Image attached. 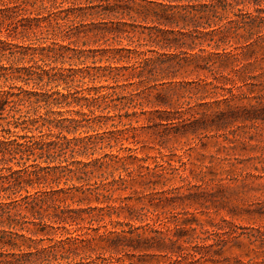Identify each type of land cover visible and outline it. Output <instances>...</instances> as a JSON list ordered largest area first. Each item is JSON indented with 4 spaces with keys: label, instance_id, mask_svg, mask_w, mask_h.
I'll return each mask as SVG.
<instances>
[{
    "label": "rangeland",
    "instance_id": "rangeland-1",
    "mask_svg": "<svg viewBox=\"0 0 264 264\" xmlns=\"http://www.w3.org/2000/svg\"><path fill=\"white\" fill-rule=\"evenodd\" d=\"M115 1L0 0V39L13 44L0 54V64L40 66L57 74L43 91L78 92L69 95L70 106L39 109L81 121H65L71 132L62 133L80 149L62 159L76 174L66 169L52 184L68 193L54 194L40 209L42 219H33L54 228L20 231L36 240L26 244L79 236L85 241L79 240L71 262L120 257L128 263L139 252L103 249L99 234L150 236L157 229L173 237L183 229L180 248L168 247L178 253L150 251L151 264H264V37L243 30V37L230 33L226 46L164 47L165 37L176 34L143 19L137 8L145 1H120L134 6L130 15L108 12L106 5ZM241 8L256 14L246 0ZM207 52L230 54H213L217 62L206 71L197 66ZM144 58L152 65L142 72ZM82 96L89 100L78 102ZM51 131L60 132L42 129L45 136ZM62 210L76 221H52Z\"/></svg>",
    "mask_w": 264,
    "mask_h": 264
},
{
    "label": "trees",
    "instance_id": "trees-1",
    "mask_svg": "<svg viewBox=\"0 0 264 264\" xmlns=\"http://www.w3.org/2000/svg\"><path fill=\"white\" fill-rule=\"evenodd\" d=\"M120 1L122 0L108 3L106 10L117 14L125 11L129 14L135 10L134 6L122 5L123 3ZM143 1L146 5L137 8L143 19L152 22L154 27L164 34H176L173 38L165 37L164 47L189 45L191 49H194L196 45L203 46L204 43L211 47L226 46L230 42L231 34L243 37V30H247L250 36L257 34L259 38L264 37V9L261 7L264 0H246L255 5L256 14L243 13L241 5L244 0ZM121 9L122 12H120ZM230 14L232 15L230 16ZM178 34L181 37H178ZM186 37L191 40L188 44L185 40ZM11 46H13L12 43L0 39V54H4ZM200 52L206 51L200 48ZM207 53L209 56L202 58L204 64L197 66L201 70L212 71V67L217 62V60L212 62L213 54L219 56L230 54L228 52ZM201 56L200 53H189L188 57L195 59ZM151 60L152 58L143 59L141 64H145V68L142 72L146 70V67L152 65ZM107 68L113 70L116 67L109 66ZM59 73L60 79H63L62 72ZM56 75H50L40 66L36 68L34 66L13 67L0 64V248H2L0 264H55L54 262L61 261H67V264L97 263L85 259L71 262V254L77 249L78 243L85 241L79 236H71L66 240H57L45 246L33 247L31 244H26V241L36 242L35 238L20 232L27 231L36 234L43 232L48 227L54 228L46 221L37 222L33 219H36L37 216L42 219L40 209H43V205L48 204L49 201H54L52 198L54 194L64 193L66 195L68 193L66 189L53 188V182L59 178L54 177L60 173L63 176L66 169L69 173L76 174V170L69 167L71 164L62 165V159L66 160L68 154L73 157L80 148L75 146L77 144L72 146L73 139L62 133L63 131L71 132V126L64 124L65 121L70 123L78 121L69 118H52L49 115L52 111H47L45 114L39 112L43 105L47 107L70 106L72 101L68 100L69 95L73 96L78 93L66 95L59 91H43L42 88L45 85L56 81L57 78H53ZM45 76L47 81H45ZM64 81L67 80L64 79ZM17 82H22L23 85H19ZM31 83L36 87L25 88V85H31ZM55 94H60L63 99L55 98ZM75 98L77 96H74ZM78 100H89V97L82 96ZM86 105L89 107V104ZM84 120L89 121L90 118ZM44 127H54L60 132L52 134L51 131L45 136L42 132ZM17 128L28 130L24 133H17L16 130H13ZM33 130H40V134H34ZM42 163L46 164L42 165ZM52 163L57 164L51 166ZM78 163L81 162L78 161ZM89 164L83 163V167ZM82 169L79 168V172ZM82 171L87 173L84 169ZM120 179L122 180V178ZM30 189H33L34 192ZM21 207L30 214L22 213ZM60 214L56 212L55 220L53 218L52 221L61 224L69 221L75 222L77 219L65 216L64 210ZM29 225H34L35 229ZM37 226L39 228H36ZM193 230L195 229L193 228ZM151 231H154L155 235L133 234L132 230L128 231L130 236L121 235L117 231L99 234L100 241L103 242V249L122 253L134 251L133 256H135V252H139L136 262H123L125 260L120 262V257L114 261V258L111 257L102 258L100 264H151L150 257H148L150 251L178 253L168 247L177 246L180 248L178 243L184 235L182 234L183 229H178L174 233L173 237L175 238L164 235L161 230ZM184 241H190V239ZM5 248L6 250H3ZM155 255L151 254L152 257Z\"/></svg>",
    "mask_w": 264,
    "mask_h": 264
}]
</instances>
